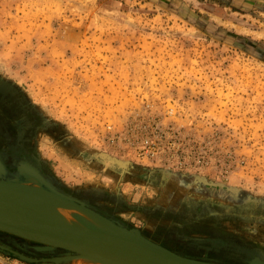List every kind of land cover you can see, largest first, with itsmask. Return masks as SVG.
<instances>
[{"label": "rangeland", "instance_id": "1", "mask_svg": "<svg viewBox=\"0 0 264 264\" xmlns=\"http://www.w3.org/2000/svg\"><path fill=\"white\" fill-rule=\"evenodd\" d=\"M0 81L67 193L183 255L264 252V0H0ZM160 169L181 177L162 187Z\"/></svg>", "mask_w": 264, "mask_h": 264}, {"label": "water", "instance_id": "2", "mask_svg": "<svg viewBox=\"0 0 264 264\" xmlns=\"http://www.w3.org/2000/svg\"><path fill=\"white\" fill-rule=\"evenodd\" d=\"M24 159L30 163L23 160L14 163V171L0 160V233L31 242L34 244L30 246L33 251L49 254L51 257L35 259L2 244L0 252L28 262L41 261L45 264L77 262L81 256L79 253L93 259L92 264H226L173 251L148 237L145 231L129 226L110 214L101 212L91 202L67 193L54 177L41 170L38 161L28 157ZM120 160L110 159L115 168L123 173L121 168L124 167L117 164ZM122 161L128 166V172L132 168L135 169L130 161ZM172 174L177 178L181 177L178 173L174 174L165 169L160 171L159 182L164 184L162 187L170 184L169 177ZM194 177L207 185L222 186L219 183L206 182L196 175ZM178 180L181 184L182 179ZM156 184L159 183L155 182L154 185ZM42 208L47 213L56 214L53 218L54 225L42 226L34 218V209ZM64 210L77 214L82 222H78L72 215L68 222L66 219L61 223H55L56 217L64 219L61 213ZM38 247L53 251L42 252L37 250ZM57 250L61 253H55ZM54 255L58 256L53 257ZM247 264H264V260L253 259L252 256Z\"/></svg>", "mask_w": 264, "mask_h": 264}, {"label": "flooded vegetation", "instance_id": "3", "mask_svg": "<svg viewBox=\"0 0 264 264\" xmlns=\"http://www.w3.org/2000/svg\"><path fill=\"white\" fill-rule=\"evenodd\" d=\"M28 119L30 116L20 95L0 81V160L8 168L10 166L7 164V159L11 163H17L21 161L20 158L23 160L25 154L26 158L35 159L27 146L31 129ZM12 168L14 169L15 166ZM2 239L7 240L6 237ZM256 252L252 253L264 258L263 251Z\"/></svg>", "mask_w": 264, "mask_h": 264}, {"label": "bare ground", "instance_id": "4", "mask_svg": "<svg viewBox=\"0 0 264 264\" xmlns=\"http://www.w3.org/2000/svg\"><path fill=\"white\" fill-rule=\"evenodd\" d=\"M25 157H23V161L25 160L24 158H26V154L24 155ZM19 160H22V158H20ZM2 162V161H1ZM25 163H30V162H27V161H24ZM3 163V162H2ZM4 164V163H3ZM117 164L119 165V166H122V167H124V168H121V167H119V168H121L122 169V172H126L127 170H128V166L126 165V163H125V161H122V160H120V161H117ZM113 165V164H112ZM62 213V215L64 216V219L63 220H61V219H57V218H60V217H56L55 218V223H61L62 221H65L66 219H68L67 220V222L68 221H70V219L69 218H72V215H74L71 211H67V210H64V211H62L61 212ZM34 214V215H33ZM32 215L34 216V218L38 221V222H40L41 224H42V226L43 225H48V226H51V225H54V222H53V218L55 217V213H53V212H46V211H44L43 210V208L42 209H34V213H33ZM75 217H76V220L78 221V222H82V219H81V217H79L77 214L76 215H74ZM57 219V220H56ZM25 221L28 223V221L25 219ZM40 226V225H39ZM217 242H215V244L216 245H219L220 243V241L218 242V240H216ZM32 248V247H31ZM39 249H37V250H40V251H44V252H48L49 250L50 251H53L52 249H49L48 250V248H41V247H38ZM53 248V247H52ZM55 248V247H54ZM57 251H60V250H57ZM81 256H80V258H78V261L76 262V263H74V264H82V262L84 263V264H92V260L93 259H89L88 257H86L85 255H83L82 253H79ZM253 254V253H252ZM55 256H58V255H54L53 257H55ZM84 257V258H83ZM258 258H260L261 260H264L262 257H260V255H254L253 254V259H258ZM88 259V260H87ZM96 263V262H95Z\"/></svg>", "mask_w": 264, "mask_h": 264}, {"label": "crops", "instance_id": "5", "mask_svg": "<svg viewBox=\"0 0 264 264\" xmlns=\"http://www.w3.org/2000/svg\"><path fill=\"white\" fill-rule=\"evenodd\" d=\"M168 185H169V184H168ZM170 185H172V183H170ZM165 188H166V187H165ZM165 193H166L168 196L172 193V192L170 191V187H168V188L166 189ZM173 195H174V194H173ZM143 231H144V230H143ZM145 233L147 234L148 237L150 236L151 239H153V240H155V241H157V242H159V243L162 244V241H161L160 239H158V235H159V234L155 233L154 230L151 232L150 229H147V230L145 231ZM176 236H177V235H176ZM177 237H179V236H177Z\"/></svg>", "mask_w": 264, "mask_h": 264}, {"label": "built area", "instance_id": "6", "mask_svg": "<svg viewBox=\"0 0 264 264\" xmlns=\"http://www.w3.org/2000/svg\"><path fill=\"white\" fill-rule=\"evenodd\" d=\"M148 154V153H147ZM145 156H146V153H145Z\"/></svg>", "mask_w": 264, "mask_h": 264}]
</instances>
